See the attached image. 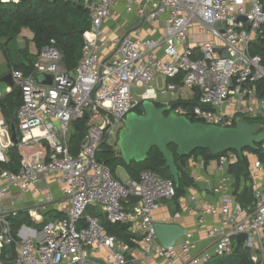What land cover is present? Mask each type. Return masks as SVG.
Returning a JSON list of instances; mask_svg holds the SVG:
<instances>
[{
  "label": "built area",
  "instance_id": "built-area-1",
  "mask_svg": "<svg viewBox=\"0 0 264 264\" xmlns=\"http://www.w3.org/2000/svg\"><path fill=\"white\" fill-rule=\"evenodd\" d=\"M9 1L18 2L0 0ZM80 1L89 25L75 68H66L61 50L50 39L36 54L30 72L10 71L12 87L21 92L16 109L18 145L44 141L47 153L24 160L17 170L0 171V264H89L101 250L106 251L101 264H147L149 259L159 264H174L177 259L182 264H206L213 256L230 254L240 233L246 235L240 243L264 254V160L257 149H244L241 157L234 151L218 155L217 184H206V189L220 196V204L216 209L202 208L199 217L201 222L203 216L218 212V223L203 240L186 231L170 247L157 240L153 224L154 213L175 196L171 179L144 169L136 179L122 181L96 158L101 143H118L129 112L144 100L156 103V76L163 78L160 93L169 95L160 105L176 102L171 111L178 115L223 127L232 126L237 118L264 119V64L250 53L264 23V4L260 0ZM144 24L150 28L146 33ZM38 75L50 76L51 84L37 82ZM186 91L198 95L199 104L191 109L182 105ZM84 118L85 133L72 154L73 122ZM11 146L9 124L2 118L0 162L7 161ZM260 152L264 156V142ZM242 159L247 160V178L241 188L251 191V209L231 192L229 167ZM47 180L59 186L58 196L39 192L38 184ZM13 190L30 195L31 204H17ZM6 198L8 206L2 203ZM47 205L64 216L38 228L35 224L43 222L40 212ZM179 208L171 222L189 210L182 198ZM90 209L110 223L126 225L135 236L134 246L109 235ZM22 211L31 223L14 229L12 220Z\"/></svg>",
  "mask_w": 264,
  "mask_h": 264
},
{
  "label": "trees",
  "instance_id": "trees-1",
  "mask_svg": "<svg viewBox=\"0 0 264 264\" xmlns=\"http://www.w3.org/2000/svg\"><path fill=\"white\" fill-rule=\"evenodd\" d=\"M260 1L264 4V0ZM88 25V14L80 0H19L18 2H0V41H5L2 44L6 45L7 42L19 35L22 29L27 28L32 33V40L37 49L46 45L50 39L56 41V46L61 50L63 61L68 70L75 68L81 56L82 34ZM250 53L258 55L264 64V23L256 35V40L251 44ZM30 70L31 68H28L25 71L29 72ZM20 102L21 92L17 87H13L11 92L0 98V108L7 122H9L10 117L16 111ZM197 104H199L197 93L194 94L191 100L182 102V105L189 109ZM156 105L161 106L158 103ZM136 112L141 113L142 107H139ZM188 118L191 121H196L193 116H188ZM244 120L253 122L247 118H244ZM257 122H260L264 129V119H258ZM85 128L86 118L73 122V131L69 139V147L72 154L77 153L80 140L85 133ZM261 144L257 146L255 152L261 160H264V156L260 152ZM169 148L174 154L175 164L180 173L177 182L174 181L169 170L165 167V160L156 148L150 150L143 162L132 160L127 164L121 157L120 152L116 153L112 146L103 142L99 145L96 158L99 162L107 165L115 176H117L116 169L121 167L129 178L136 179L142 170L150 169L159 173L164 178L171 179L175 188V196L172 200L176 204L178 199L185 195L186 189L194 185L193 177L184 167L186 160L192 156L201 155L204 161L207 162L211 159H216L219 154H213L209 149H196L189 156H178L174 145H169ZM36 151L46 154V142L43 141L39 145L28 147H22L21 145L11 146L7 151L8 160L0 162V171L5 169L17 170L24 158ZM246 166V159L239 160L236 164L229 167V172L235 180L234 192L239 190L236 198L237 201L244 208L251 209L252 195L250 189L247 186L243 188L239 186L240 180H246L247 178ZM88 212L99 216L101 225H103L109 235L134 246L131 238L135 236L127 230L126 225L106 221L103 214L97 210L90 209ZM63 216L62 212H55V217L61 218ZM12 221L14 229L18 228L22 223H31L23 211ZM45 222L46 220H43L42 223L35 224V226L40 228ZM206 264H264V256L259 261L254 262L248 247L243 246L242 243H234L230 254L213 256Z\"/></svg>",
  "mask_w": 264,
  "mask_h": 264
},
{
  "label": "water",
  "instance_id": "water-1",
  "mask_svg": "<svg viewBox=\"0 0 264 264\" xmlns=\"http://www.w3.org/2000/svg\"><path fill=\"white\" fill-rule=\"evenodd\" d=\"M9 78L10 75H7L5 80L9 81ZM36 79L39 83L51 84L50 76L38 75ZM175 104L176 102L157 106L151 100H144L141 113L131 111L126 115L117 146L127 164L132 160L143 162L150 150L156 148L165 160V167L177 182L180 173L169 145L176 147L178 156H189L196 149H209L216 155L234 151L241 157L242 150L248 148L255 151L264 142V129L260 122H247L243 118H237L234 126L223 127L191 121L185 115L171 111ZM9 130L11 141L18 145L16 111L9 119ZM153 229L157 240L164 247L172 246L186 233L185 228L175 222H155ZM245 237L244 233L238 234L235 237L236 243L239 244Z\"/></svg>",
  "mask_w": 264,
  "mask_h": 264
},
{
  "label": "crops",
  "instance_id": "crops-1",
  "mask_svg": "<svg viewBox=\"0 0 264 264\" xmlns=\"http://www.w3.org/2000/svg\"><path fill=\"white\" fill-rule=\"evenodd\" d=\"M142 28L144 31L143 33H146L150 29L147 24H144ZM21 33H22V30L19 33V35ZM19 35H17L15 38H18ZM4 42H5L4 40H1L0 41L1 45H3L2 43ZM9 42H7V44L4 46L7 47ZM22 43L23 44L19 45L18 47L19 55H18L17 60L14 61L11 58H8L6 61V67L4 66L5 69L1 76H2V79L7 84L3 85L0 83V98L4 97L7 93L11 92L13 88L11 78H9L10 82L8 80H5V77L7 75H10L11 69L18 68V69L23 70L24 72H26L25 70L28 68L32 69L33 61L36 57V54L40 50V49H37L36 45H35V48L32 49L30 47V44L26 40H24ZM182 95L185 101L191 100L194 96V94L191 91H186ZM0 115H1L0 119L2 118L5 119L2 111L0 112ZM39 152L40 151H36L32 153L28 157H25L24 160L34 159L38 157L40 155ZM184 167L189 171L190 175L193 177L194 185L187 188L185 195L181 197L182 202L188 206L189 210L187 212H183L180 218L173 220V222L180 224L182 227L185 228L186 231L193 233L194 238L203 240L207 236L210 229L214 225H216L220 219V215L217 212L216 214H207L203 216V220L201 222L199 221L200 212L202 208L213 207L216 209L218 208L220 204L219 203L220 196L216 193L208 192L206 189L207 188L206 184H210L211 186H215L217 184L219 173L216 167V160L211 159L205 162L201 155L192 156L191 158L186 160V162L184 163ZM231 181L232 182L234 181L235 183L233 176L231 177ZM241 183H243V180H240V185H239L240 188L242 187ZM234 187L235 186H232L231 192H232V195L237 198V194L239 193V190L237 192H234ZM16 191L17 190H13L12 192H16ZM47 191L53 192L55 196H58L60 194L59 186L52 180L41 182V186L39 187V192H47ZM37 197L40 198V196H37ZM181 198L178 199L176 204H174L173 200L164 202L162 206L160 207V209L154 213L155 222H168V221L171 222V217L174 214V212L180 209L179 200ZM17 204H24V202L19 201L17 202ZM28 204L29 203L25 205H28ZM56 211H59V210L55 209L54 205H47L41 210L40 219L42 221L46 220V222H51L57 218L55 217ZM234 243H236V240H234L233 244ZM200 245L201 244H199V246ZM105 253H106L105 250H101L99 253L95 254L94 258L92 259L93 261L89 264H101L100 261L104 257ZM145 262L147 264H159L158 260H152V259L146 260ZM174 264H182V262L180 259H177L175 260Z\"/></svg>",
  "mask_w": 264,
  "mask_h": 264
},
{
  "label": "rangeland",
  "instance_id": "rangeland-1",
  "mask_svg": "<svg viewBox=\"0 0 264 264\" xmlns=\"http://www.w3.org/2000/svg\"><path fill=\"white\" fill-rule=\"evenodd\" d=\"M18 38H14L13 40H11L8 43L7 47L4 45H0V83L3 85L7 84L2 79V76H1L5 69L4 66L6 67V61L8 58H11L14 61L17 60L18 55H19V51H18L19 45H22L23 44L22 42L26 40L30 44V47L32 49L35 48V43L32 40L31 31L29 29L27 28L22 29V33L18 36ZM162 82H163L162 76H156L155 87L158 91V100L156 101V103L158 104L160 103L163 104L169 100V95H163L160 93V90L162 88ZM112 147L116 153L117 152L119 153L117 143H113ZM116 175L122 181H125L128 177L126 172L121 167H118L116 169ZM40 186H41V183L38 184V187ZM13 199L15 202L21 201V202H24V204H27V203L31 204L33 200V198L30 195L21 193L19 191L13 192ZM2 203L4 206H8L9 198H6L5 200H3ZM248 248L250 250L251 255L256 256L259 259L263 257L264 254L260 250H255V248H250V247Z\"/></svg>",
  "mask_w": 264,
  "mask_h": 264
}]
</instances>
